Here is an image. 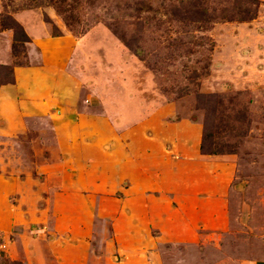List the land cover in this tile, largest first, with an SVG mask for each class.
I'll return each instance as SVG.
<instances>
[{"label":"rangeland","instance_id":"1","mask_svg":"<svg viewBox=\"0 0 264 264\" xmlns=\"http://www.w3.org/2000/svg\"><path fill=\"white\" fill-rule=\"evenodd\" d=\"M258 1L255 19L190 35L140 31L154 13L117 0L78 1L72 28L46 0H0V264H264ZM220 99L245 135L210 155Z\"/></svg>","mask_w":264,"mask_h":264},{"label":"trees","instance_id":"2","mask_svg":"<svg viewBox=\"0 0 264 264\" xmlns=\"http://www.w3.org/2000/svg\"><path fill=\"white\" fill-rule=\"evenodd\" d=\"M80 0H46L47 4L55 7L58 13H60L67 22L68 27H75L78 21V10L82 4L78 3ZM102 0H89L92 5L97 4ZM114 1V0H111ZM119 4L120 12H122V4H127V14L131 18L134 15L135 20L142 19V13L151 11L154 13L153 20H147L145 23L139 25V30L150 28V21L158 24L156 27L159 30H163L166 26L176 24L183 28L182 30L189 32L190 35L195 31H203L210 28L217 23L225 22H247L256 18L258 0H221L218 6L212 7L209 3L210 0H117ZM171 1V3H170ZM217 9V12H216ZM117 18V17H116ZM138 22H136V26ZM5 28L13 29L15 32L14 40V52L15 55L25 52L26 44L30 42L28 34L17 23L12 21V25L5 24ZM116 35H118L124 43L137 54H141L139 44H135V41L128 40L124 33L118 31L117 24L113 28ZM77 31V29H76ZM198 45L193 42L192 45ZM187 46V45H186ZM185 46V47H186ZM24 50V51H23ZM11 79L7 82L13 81L12 69L7 68ZM3 83L0 81V84ZM221 99L216 101L212 107V113H214V122L212 124L205 125V135L202 144L203 152L210 155H222L237 153L239 140L245 135L240 132L238 124H241L242 119L238 116H234L229 120L223 119V113L221 106ZM235 112V110L232 109ZM236 113V112H235ZM237 139L235 144H232L230 140Z\"/></svg>","mask_w":264,"mask_h":264},{"label":"crops","instance_id":"3","mask_svg":"<svg viewBox=\"0 0 264 264\" xmlns=\"http://www.w3.org/2000/svg\"><path fill=\"white\" fill-rule=\"evenodd\" d=\"M261 264H263V263H261Z\"/></svg>","mask_w":264,"mask_h":264}]
</instances>
